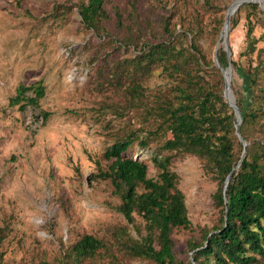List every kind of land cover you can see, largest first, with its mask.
<instances>
[{
  "label": "rangeland",
  "instance_id": "rangeland-1",
  "mask_svg": "<svg viewBox=\"0 0 264 264\" xmlns=\"http://www.w3.org/2000/svg\"><path fill=\"white\" fill-rule=\"evenodd\" d=\"M88 1L0 0V264H154L125 246L130 237L145 236L142 217L135 214L129 223L110 182L91 177L98 172L96 162L108 164L104 154L118 138L155 130L146 111L156 96L174 97L176 81L160 65L140 81L141 100L127 94L134 80L131 61L147 46L193 29L203 54L200 74L216 84L214 55L229 14L234 17L231 58L246 72H256L264 87V0L244 3L240 11L237 0H105L103 31L82 22L80 8ZM191 40L183 45L189 47ZM38 82L45 87L38 107L20 111L10 105L20 85ZM245 82L232 68L235 100L244 96ZM257 93L252 91L251 102ZM258 105L264 110V100ZM42 112L51 115L44 120ZM249 137L262 141L264 131L257 125ZM162 144L150 136L147 146L136 142L125 156L147 163L149 177L157 180L151 158L171 154ZM173 157L171 169L179 176L191 226L175 229L172 237L177 260L187 263L188 242L201 241V230L219 225L218 185L197 157ZM86 234L104 240L107 250L73 262L71 248Z\"/></svg>",
  "mask_w": 264,
  "mask_h": 264
},
{
  "label": "trees",
  "instance_id": "trees-1",
  "mask_svg": "<svg viewBox=\"0 0 264 264\" xmlns=\"http://www.w3.org/2000/svg\"><path fill=\"white\" fill-rule=\"evenodd\" d=\"M16 1L20 4L23 0ZM242 1L246 2L235 1L234 6L239 7L236 11L245 7L240 5ZM104 3L105 0H89L81 6L80 16L88 28L96 31L105 29L103 23L108 14ZM252 8L258 9V6ZM230 24L232 29L234 17ZM227 31L228 27L223 37ZM170 35L164 41L147 46L131 61L130 75L134 80L127 94L134 101L141 100L144 94L140 81L160 65L176 81L172 85L174 97L162 93L156 96L146 111L147 116L154 118L155 130L130 131L118 138L104 154L108 164L104 167L96 162L98 172L91 177L110 182L113 194L121 202L118 210L129 223L135 222V214L142 217L145 236L139 240L130 237V244H125L132 256L154 264H264V140L252 142L249 137L252 127L258 125L264 131V110L258 105L260 100H264V87H259L256 72H246L232 60L231 49L228 56L222 41L224 48L220 45L218 60L227 70V76L230 77L228 68L231 65L235 73L246 81L244 96L238 100L231 96L241 114L238 127L247 143L244 147L236 133L238 115L224 97L222 71L219 67L213 68V73L218 76L217 83L213 85L200 74L198 66L203 54L196 42L198 34L191 29L177 36L174 33ZM251 35L252 27L248 30V38L253 49L254 38ZM189 36L192 40L186 47L183 40ZM254 90L258 93L251 102ZM30 92L33 95H28ZM44 97L42 82L20 85L10 105L25 111L29 106L38 107ZM50 115L42 112L44 120ZM150 136L161 139L162 150L171 153L151 158L159 172L157 180L149 177L147 163L125 156L136 142L147 146ZM244 150L246 155L241 161ZM173 153L197 157L205 171L214 175L218 185L214 199L219 207V225L210 232L201 230V241L192 239L188 242L191 259L187 263L177 260L172 237L175 229L191 226L186 198L179 188V176L171 169ZM234 169L227 188L226 204L225 182ZM3 240L0 228V246ZM106 250L104 240L86 234L72 246L70 257L73 262L80 263L96 258Z\"/></svg>",
  "mask_w": 264,
  "mask_h": 264
},
{
  "label": "water",
  "instance_id": "water-1",
  "mask_svg": "<svg viewBox=\"0 0 264 264\" xmlns=\"http://www.w3.org/2000/svg\"><path fill=\"white\" fill-rule=\"evenodd\" d=\"M244 3H246V2H244V1H242L241 2V4L240 5H242V4H244ZM239 5V6H240ZM239 8V7H238ZM237 8V9H238ZM236 9V10H237ZM230 19H231V16L228 14L227 15V17H226V20H225V25H224V29H223V32L225 31V29H226V27H228V31L225 33V36L223 37V32H222V37H221V39H220V41H219V43H218V47H217V50H216V53H215V55H214V61H215V63H216V65H217V67H219V69L222 71V73H223V76H224V79H225V88H224V97H225V100H226V102L235 110V112L237 113V115H238V124H237V126H236V133H237V135H238V137L240 138V140L242 141V143H243V145H244V147H246L247 146V143H246V141L243 139V137L241 136V134H240V132H239V124H240V122H241V114H240V111H239V108H238V106L233 102V101H231V99H230V95H229V91H230V94L232 93L231 92V88H230V85H231V80H232V67H231V65H230V67L228 68V70L230 71V77H227V70L220 64V62H219V60H218V50H219V47H220V45H221V43H222V41L224 42V45H225V49H226V51H227V53H228V56L230 57V48H229V43H228V34H229V30H230ZM224 38V39H223ZM232 96V95H231ZM245 155H246V151L244 150V152H243V154H242V157H241V161H242V159L245 157ZM240 161V162H241ZM237 168H238V166H237ZM236 168V169H237ZM236 169H234L232 172H231V174L228 176V178H227V180H226V182H225V187H224V199H225V202H226V204H227V188H228V185H229V181H230V178H231V176H232V174L235 172V170Z\"/></svg>",
  "mask_w": 264,
  "mask_h": 264
},
{
  "label": "bare ground",
  "instance_id": "bare-ground-1",
  "mask_svg": "<svg viewBox=\"0 0 264 264\" xmlns=\"http://www.w3.org/2000/svg\"><path fill=\"white\" fill-rule=\"evenodd\" d=\"M258 1H259V2H258ZM258 1H256V2L260 3L261 0H258ZM249 2H255V0H251V1H249ZM230 98H231V95H230ZM231 100H232V98H231Z\"/></svg>",
  "mask_w": 264,
  "mask_h": 264
}]
</instances>
